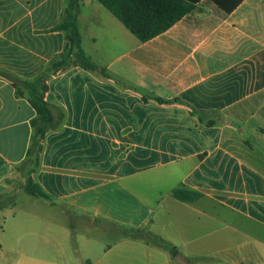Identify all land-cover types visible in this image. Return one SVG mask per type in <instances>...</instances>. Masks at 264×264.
Wrapping results in <instances>:
<instances>
[{
    "label": "crops",
    "instance_id": "crops-1",
    "mask_svg": "<svg viewBox=\"0 0 264 264\" xmlns=\"http://www.w3.org/2000/svg\"><path fill=\"white\" fill-rule=\"evenodd\" d=\"M63 8L0 0V69L43 72L64 49ZM76 17L111 78L48 77L65 118L33 177L50 199L22 191L0 209V264H264V0L231 13L200 0L144 43L97 0H79ZM34 117L0 77V197L16 190Z\"/></svg>",
    "mask_w": 264,
    "mask_h": 264
},
{
    "label": "trees",
    "instance_id": "trees-1",
    "mask_svg": "<svg viewBox=\"0 0 264 264\" xmlns=\"http://www.w3.org/2000/svg\"><path fill=\"white\" fill-rule=\"evenodd\" d=\"M110 13L117 18L122 25L130 31L141 43L166 32L178 20L191 13L195 4L200 0H97ZM226 13H231L241 3V0H210ZM79 0H64V8L60 21L53 28L54 31L62 32L65 36V45L62 52L55 55L46 65L43 72L32 79H22L4 69H0V77L7 80L14 88L16 95L25 97L35 111V117L30 125L32 135L26 153L25 160L17 170L25 174L23 192L34 197L49 200L50 197L35 182L34 174L39 167L40 154L43 150L45 137L48 133L58 130L65 118V111L57 105L54 97L48 89V77L65 72L72 67H80L84 70L95 72L103 78H111L104 68L97 67L84 53L80 44V35L77 28V7ZM144 101L147 98L142 97ZM158 103H169L154 98ZM174 198L180 201L196 199L199 195L187 196L183 189L172 192ZM12 205V204H11ZM6 207L1 204L0 209ZM124 235L142 237L144 240L165 247L161 242L149 238L143 234L131 230L114 227ZM175 255V249H169Z\"/></svg>",
    "mask_w": 264,
    "mask_h": 264
},
{
    "label": "rangeland",
    "instance_id": "rangeland-1",
    "mask_svg": "<svg viewBox=\"0 0 264 264\" xmlns=\"http://www.w3.org/2000/svg\"><path fill=\"white\" fill-rule=\"evenodd\" d=\"M25 174L24 172L23 173H20L18 172V176H17V180H16V183H15V191L10 193V194H6L5 196H2L0 197V205L3 204L5 206H10L11 204H14V201H15V197L17 195V193H20L23 191V185H24V182H25ZM29 203V201H26V200H22V199H19V204L22 206V207H25L27 206Z\"/></svg>",
    "mask_w": 264,
    "mask_h": 264
},
{
    "label": "water",
    "instance_id": "water-1",
    "mask_svg": "<svg viewBox=\"0 0 264 264\" xmlns=\"http://www.w3.org/2000/svg\"><path fill=\"white\" fill-rule=\"evenodd\" d=\"M176 261L178 262V264H186L185 259L180 254L176 256Z\"/></svg>",
    "mask_w": 264,
    "mask_h": 264
}]
</instances>
